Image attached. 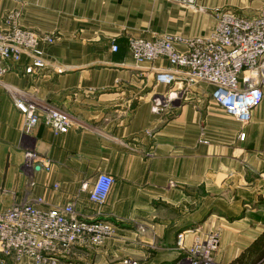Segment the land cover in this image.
Masks as SVG:
<instances>
[{
	"label": "crops",
	"instance_id": "crops-1",
	"mask_svg": "<svg viewBox=\"0 0 264 264\" xmlns=\"http://www.w3.org/2000/svg\"><path fill=\"white\" fill-rule=\"evenodd\" d=\"M215 8L248 16L264 0H0L1 30L15 14L22 28L54 37L40 74L21 64L0 74V213L25 199L105 218L112 237L75 249L87 264H179L210 234L217 263L264 264V86L241 125L211 102L208 84H158L155 72L176 68L137 63L128 48L131 38L206 37ZM13 94L60 109L70 128L55 134L40 122L25 134ZM99 173L114 178L100 214L88 200Z\"/></svg>",
	"mask_w": 264,
	"mask_h": 264
},
{
	"label": "built area",
	"instance_id": "built-area-1",
	"mask_svg": "<svg viewBox=\"0 0 264 264\" xmlns=\"http://www.w3.org/2000/svg\"><path fill=\"white\" fill-rule=\"evenodd\" d=\"M187 7H196V0H175ZM215 24L208 36L180 40L169 35L151 39L131 38L130 54L135 62L164 59L170 68L155 72L158 84H173L182 78L186 84L210 85L212 100L226 115L249 123L253 109L263 98L264 86V10L254 15H241L229 9L215 8ZM15 14L4 18L5 29H0V74L12 71L21 64L25 74L38 75L48 68L43 46L51 44V34L35 32L19 26ZM182 43L183 50L176 46ZM113 50L116 46L113 45ZM14 68V69H16ZM60 71L58 67H52ZM14 106L23 115L22 131L30 133L40 122L55 133L70 128V119L58 108L41 106L35 100L13 94ZM240 133L239 138H243ZM114 178L99 173L88 190V200L102 206ZM108 222L83 219L73 203L57 209H45L20 201L0 214V255L12 254L28 264H56L52 253L71 247L99 245L112 232ZM182 236L177 243L182 246ZM218 247V235L210 234L203 241H194L184 249L179 264H219L212 258ZM121 264H137L131 258Z\"/></svg>",
	"mask_w": 264,
	"mask_h": 264
},
{
	"label": "rangeland",
	"instance_id": "rangeland-1",
	"mask_svg": "<svg viewBox=\"0 0 264 264\" xmlns=\"http://www.w3.org/2000/svg\"><path fill=\"white\" fill-rule=\"evenodd\" d=\"M190 84V83H189ZM196 84H205V83H196ZM210 86V85H209ZM211 87V86H210ZM212 88V87H211ZM210 98V97H209ZM211 102H213L211 100ZM214 103V102H213ZM215 104V103H214ZM20 201H26L30 204H33V205H36V206H40L42 208H45V209H57V208H47L43 205L42 201L41 200H36V201H29V200H25V199H20V200H15L13 201L11 204H9L8 206H6L2 211L1 213L6 209L8 208L9 206H11L12 204L16 203V202H20ZM105 204V203H104ZM102 204V205H104ZM95 205V204H94ZM97 206V205H95ZM101 206H97L98 210H97V213L100 214V208ZM60 208V207H59ZM0 213V214H1ZM97 214V215H98ZM83 218V217H82ZM83 219H88V218H83ZM93 220H97V221H102V222H108L106 221L105 218H100V217H94V218H91ZM109 223V222H108ZM113 229V225L111 223H109ZM111 234L110 235H107L105 236V238L103 239V241L101 242V244L99 245H83V246H80L79 248H88L87 249V252H90V251H93L94 248H98L100 247L106 240H108L110 238ZM112 237V236H111ZM191 246V245H190ZM189 246V247H190ZM76 247H71L69 250L67 251H60V252H54L52 253V258H54L56 260V264H87L88 263V257H86V254L84 253H79V252H76L75 251ZM83 256V258H82ZM126 258H129V257H123L121 258V260L123 259H126ZM132 259V258H131ZM120 260V261H121ZM134 260V259H133ZM27 259L24 258L23 260H18L16 257H14L12 254H8V255H0V264H28L27 263Z\"/></svg>",
	"mask_w": 264,
	"mask_h": 264
}]
</instances>
